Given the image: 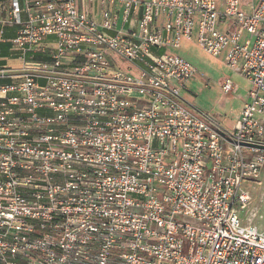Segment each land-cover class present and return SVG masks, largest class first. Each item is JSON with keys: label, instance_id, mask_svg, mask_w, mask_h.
<instances>
[{"label": "built area", "instance_id": "obj_1", "mask_svg": "<svg viewBox=\"0 0 264 264\" xmlns=\"http://www.w3.org/2000/svg\"><path fill=\"white\" fill-rule=\"evenodd\" d=\"M12 1L22 56L53 43L0 69V264H264V0ZM196 25L250 83L233 129L182 96Z\"/></svg>", "mask_w": 264, "mask_h": 264}, {"label": "rangeland", "instance_id": "obj_2", "mask_svg": "<svg viewBox=\"0 0 264 264\" xmlns=\"http://www.w3.org/2000/svg\"><path fill=\"white\" fill-rule=\"evenodd\" d=\"M223 30V28L221 27ZM197 25L192 40H183L180 48H172L169 52L188 60L196 69L195 75L189 79L182 91L183 98L191 109L211 112L220 119L223 127L233 129L236 116L243 107V99L250 89V83L238 71L231 70L225 63L227 51L220 56L207 54L197 45ZM229 77L237 86L234 92L224 95L220 83ZM261 184L256 181L244 183L255 200L258 214H264V170L260 177ZM248 211V210H246ZM246 215L247 212H244ZM260 218V215H258ZM259 222L261 219H259ZM261 224V223H260Z\"/></svg>", "mask_w": 264, "mask_h": 264}, {"label": "crops", "instance_id": "obj_3", "mask_svg": "<svg viewBox=\"0 0 264 264\" xmlns=\"http://www.w3.org/2000/svg\"><path fill=\"white\" fill-rule=\"evenodd\" d=\"M21 1H24V0H21ZM12 2H13L12 0H0V45L9 44L11 46L8 50L9 52L8 55L0 56V69L4 66H7L9 67L10 70L13 71L14 74H20L22 73V69L25 68L31 62H38V61L42 62V61L50 60L48 56V52L50 48L52 47L53 38H48L44 43L35 46L33 50L27 52L25 56H22L21 52L17 50L16 46L13 43V39L16 38L19 33L20 26L9 24L7 21L10 17ZM222 28L225 29L224 26H222ZM18 81H19L18 78H11V79L10 78H0V83L2 84L13 83V82H18ZM236 89H237V86H236ZM247 94H246V97H244L243 99L244 103L247 101ZM241 111L242 109L238 112L236 116V121ZM235 124L233 128L235 127ZM252 199H253L252 206L257 212H259L257 206H255L254 204L255 200L253 196H252ZM259 215H262V214H259ZM255 223L260 224L261 222H259V220L256 219Z\"/></svg>", "mask_w": 264, "mask_h": 264}, {"label": "trees", "instance_id": "obj_4", "mask_svg": "<svg viewBox=\"0 0 264 264\" xmlns=\"http://www.w3.org/2000/svg\"><path fill=\"white\" fill-rule=\"evenodd\" d=\"M10 47L11 46L9 44H6V45L1 44L0 45V49H1L0 56L8 55L9 54L8 50H9ZM163 52H164V49L163 50H160L158 53L161 54Z\"/></svg>", "mask_w": 264, "mask_h": 264}, {"label": "water", "instance_id": "obj_5", "mask_svg": "<svg viewBox=\"0 0 264 264\" xmlns=\"http://www.w3.org/2000/svg\"><path fill=\"white\" fill-rule=\"evenodd\" d=\"M257 147H259V148H261V149H264V146H257Z\"/></svg>", "mask_w": 264, "mask_h": 264}]
</instances>
